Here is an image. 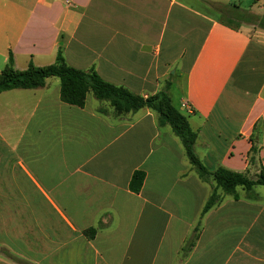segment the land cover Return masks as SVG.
<instances>
[{"label":"crops","instance_id":"obj_1","mask_svg":"<svg viewBox=\"0 0 264 264\" xmlns=\"http://www.w3.org/2000/svg\"><path fill=\"white\" fill-rule=\"evenodd\" d=\"M234 1L0 0V73L10 56L24 71L61 51L68 66L144 98L167 88L208 170L255 177L264 28L234 25L212 5ZM239 2L264 17V0ZM102 104L92 93L84 108L62 102L57 78L0 94V264H264L263 186L201 217L214 188L172 129L150 109L115 117ZM136 171L146 174L139 194ZM10 213L22 223L9 241Z\"/></svg>","mask_w":264,"mask_h":264},{"label":"trees","instance_id":"obj_2","mask_svg":"<svg viewBox=\"0 0 264 264\" xmlns=\"http://www.w3.org/2000/svg\"><path fill=\"white\" fill-rule=\"evenodd\" d=\"M212 5L221 14L235 15L236 13L234 12L239 9L235 4L229 6ZM261 20L264 21V17ZM51 78L60 80L61 100L71 106L84 108L88 94L92 93L97 100L109 102L118 116L136 113L145 108L156 112L161 122L170 125L173 132L181 140L187 158L199 178L204 182H210V179H212L215 183V189H213L210 198L204 205L201 217L223 200L224 196L218 194L219 189L223 191L224 195L232 196L237 200L239 198L236 191L238 187L246 190L248 199H257V195L253 192L254 189L258 186L264 187V167L260 168L259 173L255 177L233 172L223 167L215 171L208 170L194 151L197 133L192 130L188 119L175 108L167 88L158 94L144 98L124 87L114 86L105 82L94 69L83 71L68 66L60 51L55 64L46 67L30 65L24 71L14 68L13 58L10 56L7 67L0 73V94L13 89L43 88L46 85V81ZM100 112L105 113L103 109ZM255 150L254 148L253 151L255 152ZM145 178V172L136 171L130 182V190L135 194H139ZM198 231L199 228L196 227L186 248L194 247L196 240L199 238ZM84 234L89 239H93L95 230H86ZM9 257L12 261L19 264H31L30 262L18 260L11 255Z\"/></svg>","mask_w":264,"mask_h":264},{"label":"rangeland","instance_id":"obj_3","mask_svg":"<svg viewBox=\"0 0 264 264\" xmlns=\"http://www.w3.org/2000/svg\"><path fill=\"white\" fill-rule=\"evenodd\" d=\"M239 3H240L239 0H235L233 2V4H235V5H237L239 7V9H237L234 12V13H236L235 15H233V14L232 15L223 14V18L225 20L231 22L234 25H250V26H256V28H264V21L261 20V18H263V17H261L259 15H256L254 13L249 12L248 10L244 9L241 6V4H239ZM174 98H175V96H174ZM103 103H104V105L102 104V107L103 108L107 109L106 108L107 106H110L111 107V105L109 104V102H103ZM106 111L108 112L109 110L107 109ZM108 114H110L111 116L114 115L115 117H121V116H118L116 114V111L113 108H112L111 111L108 112ZM122 116H130V115H122ZM159 124L161 126H163V127H170L171 128L170 125H168L166 123H162L161 120H160V118H159ZM210 182L212 183L213 188L215 189V183L212 181V179H210ZM261 188L264 189V187H261ZM236 191L239 192V194L244 193V195L247 197V192H246V190L244 188L238 187ZM253 192H255V191H253ZM218 194H220L221 196H224V197H227V196L230 197L229 195H224V193H223V191L221 189L218 190ZM12 215L13 214L10 213L7 222H4L2 224V225H5L7 227L8 233L10 232V234H8L9 235L8 236L9 237V241L11 240V238L13 236L16 235V233H17V227H18V225H20L22 223V222H20V221H18L16 219H13V217H11ZM0 225H1V222H0ZM11 234L13 236H10ZM0 239H1V237H0ZM0 252H3L5 254H8L7 251H6V249L0 248ZM43 263L44 264H50L51 262L45 261Z\"/></svg>","mask_w":264,"mask_h":264}]
</instances>
